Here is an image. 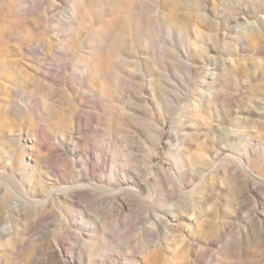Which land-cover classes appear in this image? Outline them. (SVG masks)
Here are the masks:
<instances>
[{
	"label": "rangeland",
	"instance_id": "374dc122",
	"mask_svg": "<svg viewBox=\"0 0 264 264\" xmlns=\"http://www.w3.org/2000/svg\"><path fill=\"white\" fill-rule=\"evenodd\" d=\"M0 264H264V0H0Z\"/></svg>",
	"mask_w": 264,
	"mask_h": 264
}]
</instances>
